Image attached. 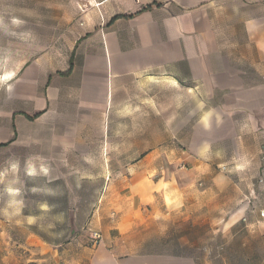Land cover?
Wrapping results in <instances>:
<instances>
[{
    "label": "crops",
    "instance_id": "obj_1",
    "mask_svg": "<svg viewBox=\"0 0 264 264\" xmlns=\"http://www.w3.org/2000/svg\"><path fill=\"white\" fill-rule=\"evenodd\" d=\"M80 33L62 64L45 54L13 80L4 141L54 120L88 149L82 137L101 133L88 119L102 118L137 82L165 78L202 96L219 133L239 136L238 149L247 151L240 168L248 172L231 175L233 164H223L225 175L202 164L187 168L173 150L127 161L129 174L109 181L128 182L118 197L130 206L104 208L103 194L89 229L102 240L67 244L62 263L182 264L183 257L145 252L135 234L153 220L182 217L186 208L196 212L200 198L217 211V231L231 229V216L245 218L251 230L264 228V0H100L84 11Z\"/></svg>",
    "mask_w": 264,
    "mask_h": 264
},
{
    "label": "rangeland",
    "instance_id": "obj_2",
    "mask_svg": "<svg viewBox=\"0 0 264 264\" xmlns=\"http://www.w3.org/2000/svg\"><path fill=\"white\" fill-rule=\"evenodd\" d=\"M96 1L0 0V141L11 128L7 112L14 108L13 80L45 54L62 64L81 34L84 11ZM64 126H55L54 120L30 124L0 148V264H63L67 244L90 241L103 194L104 208L130 206V200L118 197L128 182L109 181L129 174L127 161L138 163L173 150L185 156L187 168L202 164L225 175L223 164H233L238 167L231 175L248 172L240 168L247 151L238 149L239 136L219 133L223 128L209 124L202 96L165 78L137 82L102 118L88 119L90 128L101 129L82 137L88 149L77 141L81 136ZM186 210L182 217L153 220L137 231L145 252L153 257L182 253V264H191L189 259L197 264H264V228L251 230L231 216V229L217 231V211L203 207L202 198L196 212Z\"/></svg>",
    "mask_w": 264,
    "mask_h": 264
},
{
    "label": "built area",
    "instance_id": "obj_3",
    "mask_svg": "<svg viewBox=\"0 0 264 264\" xmlns=\"http://www.w3.org/2000/svg\"><path fill=\"white\" fill-rule=\"evenodd\" d=\"M260 216L262 218H264V212H260ZM247 220L244 218L243 219V222H246ZM102 240V236L100 234V232H97V231H91V241L93 243H100V241Z\"/></svg>",
    "mask_w": 264,
    "mask_h": 264
},
{
    "label": "trees",
    "instance_id": "obj_4",
    "mask_svg": "<svg viewBox=\"0 0 264 264\" xmlns=\"http://www.w3.org/2000/svg\"><path fill=\"white\" fill-rule=\"evenodd\" d=\"M114 19H116V18H114ZM114 19H113V21H114ZM9 143H11V142H9ZM9 143H8V144H9ZM8 144H1L0 147H2V146H6V145H8ZM175 256H176V257H183V258L185 257L184 254H182V253L176 254ZM194 261H195V259H194ZM195 263L197 264L196 261H195Z\"/></svg>",
    "mask_w": 264,
    "mask_h": 264
},
{
    "label": "bare ground",
    "instance_id": "obj_5",
    "mask_svg": "<svg viewBox=\"0 0 264 264\" xmlns=\"http://www.w3.org/2000/svg\"><path fill=\"white\" fill-rule=\"evenodd\" d=\"M9 78H12V77L11 76L10 77L8 76L7 79H9Z\"/></svg>",
    "mask_w": 264,
    "mask_h": 264
}]
</instances>
